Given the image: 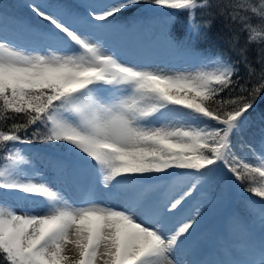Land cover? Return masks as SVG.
I'll return each instance as SVG.
<instances>
[{"label": "snow or ice", "instance_id": "1", "mask_svg": "<svg viewBox=\"0 0 264 264\" xmlns=\"http://www.w3.org/2000/svg\"><path fill=\"white\" fill-rule=\"evenodd\" d=\"M141 3L186 12L189 40L218 19L238 25L235 58L205 57L194 71L176 72L124 62L106 36L119 28L118 14ZM25 6L39 23L12 17L17 38L0 34V264H213L185 257L198 246L200 197L217 178L247 181L244 191L261 198L250 253L259 259L233 264H264V116L259 148L244 139L264 96V0ZM25 36L43 51L23 45ZM169 42L181 41L170 31ZM37 142L66 149L49 161L58 183L86 180L107 200L76 203L32 175L19 146ZM9 198L32 207L17 212Z\"/></svg>", "mask_w": 264, "mask_h": 264}, {"label": "rangeland", "instance_id": "2", "mask_svg": "<svg viewBox=\"0 0 264 264\" xmlns=\"http://www.w3.org/2000/svg\"><path fill=\"white\" fill-rule=\"evenodd\" d=\"M77 1L83 5L116 2V0ZM26 2L29 3L31 0H26ZM0 17H2L1 13ZM1 21L2 19H0V34L6 30L9 39L17 38L19 35L18 28L9 24H3ZM106 39L108 41L109 47L118 51L121 55V59L124 62L148 64L153 67L164 68L166 71L170 72L194 71L200 62L205 58L200 54L192 52L191 50H178L175 44L170 43L168 40L162 38H153L148 40L138 29L133 28L128 30L122 25H119V28L115 32L108 34ZM20 42L30 49L35 48L38 51H43V48L40 45L33 44L26 36L22 37ZM19 147H21L22 152L26 156H29L30 154V158L33 163L31 166H26V168L31 167L36 169V172H33L32 175L37 176V178L42 176L45 181L50 182L54 187L62 188L63 192H66L67 188H71V186L75 189L78 188L76 185H79L80 187L81 185L87 184L86 180L74 183L75 186L73 183L70 185L58 183L56 181L53 168L50 167L49 164L51 158L55 156L36 152L28 145H20ZM76 193L78 192L76 191ZM2 195L3 190H0V196ZM95 196L100 200H107L106 193H95ZM209 197V195L204 193L200 197L206 201L204 204L206 212L204 213L203 219L201 220L200 231L197 235V245L202 247V245H205V241L210 239L209 242L204 246L206 249L203 250L201 254L207 252V248H209L215 260L218 262L229 261L233 264V262L245 257V252L235 253V250L244 249L245 251V249L249 248L248 251L251 253L254 244L253 242L257 238L259 241L261 233H258V237H251V235L247 232L237 229L234 224L232 225L233 229L230 228L229 232L226 233L222 222L217 220L216 215L217 209H222L228 204L227 196H222L215 201H213V198L209 200ZM73 201L80 203V195L76 196ZM9 202L16 206V208L32 207V205H30L28 202L16 201L14 198H9ZM193 202L195 204L197 203V200L194 199ZM35 208L37 212H42L44 210L42 206H35ZM254 225L256 230L261 231L260 218L258 219V223ZM258 241H256V243H258ZM220 251L221 253L218 254ZM219 255H221V257ZM254 256L259 259L258 254Z\"/></svg>", "mask_w": 264, "mask_h": 264}, {"label": "trees", "instance_id": "3", "mask_svg": "<svg viewBox=\"0 0 264 264\" xmlns=\"http://www.w3.org/2000/svg\"><path fill=\"white\" fill-rule=\"evenodd\" d=\"M48 3H62L77 7L74 0H46ZM217 2V0H213ZM219 2L227 3L228 0H219ZM27 3L25 0H0V13L4 16L7 13L6 18L3 19L5 23L15 25L12 17H19L22 20H26L32 23H39L32 16L30 10L25 6ZM173 11L174 15L169 18L166 13ZM119 21V25L124 26L126 29L131 30L133 28L141 31L147 39L156 37H162L169 41V32L171 35L176 37L178 43H175L178 49L191 50L194 53L200 54L203 57H212L216 55H231L233 58L234 54L229 51V43L233 36V33L238 31V25L226 26L227 22L223 20H216L207 29L200 32L199 36L194 37L192 40L188 39L187 32L188 27L186 24L187 13L178 12L175 10H168L161 6H154L150 3H141L135 6L133 9L118 14L116 17ZM197 23H203L207 17L201 12L197 11L195 16ZM257 23V21H253ZM16 26V25H15ZM244 41V36H240V43ZM255 45L250 48V52L255 51ZM243 73V68H241ZM255 80V77H253ZM235 96L236 93H232ZM262 116H264V96L257 100L254 110L250 113L251 127L245 132L244 139L246 142L251 143L259 148L260 139V126L262 122ZM0 127L6 128L7 125L0 122ZM34 146H39L44 149L52 150L55 153L67 156L66 149L62 146H52L41 143H34ZM245 158L252 163H256L255 156L251 152L243 153ZM2 166V161H0ZM248 186V182L245 181L243 184L234 182L233 184L226 183L223 179L217 178L213 180L211 186L207 192L213 198H221L227 196L230 199L229 205L220 211V216H224L227 208H230L232 214H238L242 218L252 219V213L255 211L253 208H257L261 203V198L254 196L252 193L244 191ZM255 201V205H250L248 201ZM225 216V220H227Z\"/></svg>", "mask_w": 264, "mask_h": 264}, {"label": "bare ground", "instance_id": "4", "mask_svg": "<svg viewBox=\"0 0 264 264\" xmlns=\"http://www.w3.org/2000/svg\"><path fill=\"white\" fill-rule=\"evenodd\" d=\"M43 153V152H41ZM46 154V153H45ZM64 194L66 195L67 198H69L71 201H73V197L75 198V192L74 190L68 192H64ZM74 194V195H73ZM16 207V206H15ZM21 208H16L17 212L20 211ZM200 248H196V251H195V254L189 252V254L185 257L186 259H198V260H207V261H211L213 262V264H218L217 262H214L212 259L210 260L209 256L208 255H204V254H201L199 252ZM248 260H254L253 257H250Z\"/></svg>", "mask_w": 264, "mask_h": 264}]
</instances>
